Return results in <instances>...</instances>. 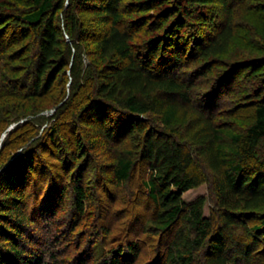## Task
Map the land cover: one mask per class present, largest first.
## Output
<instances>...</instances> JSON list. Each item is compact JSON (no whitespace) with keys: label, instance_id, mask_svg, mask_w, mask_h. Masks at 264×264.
Segmentation results:
<instances>
[{"label":"trees","instance_id":"trees-1","mask_svg":"<svg viewBox=\"0 0 264 264\" xmlns=\"http://www.w3.org/2000/svg\"><path fill=\"white\" fill-rule=\"evenodd\" d=\"M10 1L21 9L15 14L16 11L5 14L0 10V20H12L8 26L0 21V141L4 135L0 145V264H46V257L57 260L54 247L41 252L30 247L35 244L23 234L36 223V216L46 222V213L55 214V203L61 204L65 188L54 190V204L52 200L46 210L27 209L24 190L36 170L32 163L34 151L45 149L44 141L53 142L63 125L80 118V112L93 110L97 117L86 122V128L94 131V137H88L87 142L92 149L99 145L108 152L106 182L124 188L138 167L148 170L142 184L153 204L151 228L165 238L161 256L165 264H256L258 249L264 246V238H260L264 223L247 225L243 217L250 210L264 207V159L259 155L264 139V73L254 93L253 119L243 130L235 131L218 123L209 104V109L195 111L200 123L194 135L196 154L213 175L220 211L217 221L204 216L203 197L189 202L182 198L184 192L202 184L204 177L194 168L195 152L178 141L176 129L187 113L180 118L181 107L190 103L194 86L176 71L189 43L178 32L193 14L202 17V25H214L200 11L201 7L214 5L217 13L224 16L223 25L213 28L216 33L212 39L194 40V44L203 56L221 52L232 37L234 6L242 0H178L165 6L157 27L169 40L157 35L150 42L147 40L146 48L139 49L133 47L131 40L135 33L147 28L148 20L143 15H133L156 9L160 2L155 0L129 4L126 0ZM82 12L91 17L82 19L78 16ZM259 12L264 34V1ZM95 26L101 27L95 31ZM14 28H18L17 32ZM7 33L6 43L2 37ZM82 49L92 57L90 62L96 66L93 73L82 69ZM65 74L70 78L68 98L60 91L61 78V82L57 79ZM96 75L103 79L97 86ZM111 106L126 115L121 125L129 135L143 128L140 115L151 113L159 117L165 132L145 136L140 145V162L131 151L112 148L120 127L106 120L110 118L105 111ZM44 108H53L58 118L46 134L48 139L37 141L38 147L37 143L33 147L29 142L38 140L35 124L38 111ZM84 148L78 140L76 153L71 157L75 164L82 153L86 155ZM82 178L78 171L70 183L74 213L79 219L76 224L86 217L91 206ZM136 256L137 246L131 242L111 250L98 264H132ZM65 264L88 262L80 258Z\"/></svg>","mask_w":264,"mask_h":264},{"label":"rangeland","instance_id":"rangeland-1","mask_svg":"<svg viewBox=\"0 0 264 264\" xmlns=\"http://www.w3.org/2000/svg\"><path fill=\"white\" fill-rule=\"evenodd\" d=\"M137 1L139 0H126L127 4ZM176 1L178 2V0H155V3L160 2L156 9L133 15H143L148 20L147 28L140 33H135L131 40L135 49L146 48L147 40L150 42L157 35L162 39L164 37L166 41L169 40L166 34L159 32L158 18L165 6H170ZM263 1L242 0L234 6L231 15L232 37L221 52L203 56L199 54L194 44V40L199 39L198 41L205 42L207 38L212 39L216 33L213 28L223 25L224 16L217 13L218 9L214 5L200 8L203 17L213 20L214 25H202V17L193 14L188 19V24L178 32V35L185 37L189 43L186 54L182 56L176 71L180 77L190 80L194 86L191 90L190 103L182 105L179 113L180 118H183L182 116L187 112L181 119L180 125L176 127L179 134L177 139L195 152L194 168L204 177L202 184L184 192L182 198L185 202H189L197 197H203L205 199L204 216L216 221L219 219L220 211L212 183L213 175L207 163L196 154L198 151L194 135L200 123L195 111L209 109L206 107V104H209L211 111L215 113L216 121L235 131L243 130L252 121L254 93L264 73V34L261 31L259 12ZM185 3L189 5L186 1ZM18 9L21 8L10 0H0V10L5 14L10 11H16L14 14L19 13ZM78 16L86 20L87 17H91V14L82 12ZM58 17L63 31L61 13ZM2 23H5L4 26L12 25V20L2 21ZM100 27L95 26V31ZM17 30L18 28H14V32ZM9 33L2 37L6 43ZM64 38H67V35L64 34ZM80 55L82 69L87 73H93L96 66L90 62L93 61L92 57L87 56L83 49ZM57 79L61 82L60 91H63L64 97L68 98L71 93L69 76L65 74L59 77L58 75ZM98 82L102 83L103 79L96 75L95 86ZM100 97L98 96L97 99ZM111 107L105 111L110 118L106 120L112 125L116 122L120 127L118 131L116 130L114 140L117 142L111 144L112 148L117 151L129 150L140 162V145L145 136L150 132H165L159 117L151 113L140 115L138 120L143 128H137L132 135H129L130 132L122 126L127 119L126 115H122L118 110H114L113 106ZM96 114L94 110L92 113L80 112V118H76L73 125H63L54 141L50 142L46 140L48 139L46 134L57 120L58 114L53 108L38 111V121L35 124L38 127V140L32 139L29 143L34 147L37 141L45 138L47 142L44 141V143L47 145L45 144V149L37 148L33 153L32 163L36 170L30 174L24 190L26 207L29 210H46L53 200L55 189L64 187L65 194L61 204L55 203L54 215L46 213V222L36 216L34 218L36 223H33V226H30L23 235L26 240H31L30 242L35 244L30 247L40 249L41 252L47 247L49 249L54 247L57 260L51 261L50 257H46V264H65V261L69 263L80 258L88 264H98L103 256L110 254L111 250H115L118 246L124 247L131 242L137 246V256L132 264H165L161 259L165 238L164 235L153 232L151 228L149 220L153 217V204L147 196V189L142 184L148 170L142 166L138 167L131 181L124 188H116L108 181L106 182L107 172L104 167L108 164L106 157L108 152L99 148V145L92 149L87 142L88 137H94V131L86 128V122L97 117ZM78 140H81L85 147L86 155L83 156L82 153V157H78L75 164L71 157L76 153ZM259 155H262L264 159V139L259 145ZM63 158H66L65 162ZM86 166L89 167L86 169ZM78 171L83 176L82 183L89 190L91 206L88 208L89 213L86 217L81 218L76 224L75 222L79 219L74 213V197L70 183L72 178L77 177ZM243 219L247 225L259 224L262 221L264 223V207L246 212ZM261 231L264 232V230ZM260 238L262 241L264 234ZM258 251L254 263L264 264V246H261Z\"/></svg>","mask_w":264,"mask_h":264},{"label":"water","instance_id":"water-1","mask_svg":"<svg viewBox=\"0 0 264 264\" xmlns=\"http://www.w3.org/2000/svg\"><path fill=\"white\" fill-rule=\"evenodd\" d=\"M14 125H12L8 130L12 129ZM4 138V135L2 136V139ZM1 139V141H2ZM1 141H0V145H1Z\"/></svg>","mask_w":264,"mask_h":264}]
</instances>
